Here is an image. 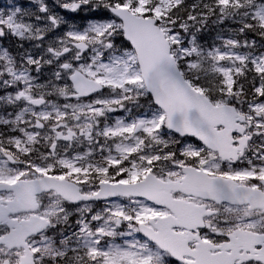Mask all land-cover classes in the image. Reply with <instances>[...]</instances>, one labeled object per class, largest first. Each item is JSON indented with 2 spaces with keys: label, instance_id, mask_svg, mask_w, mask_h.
I'll return each instance as SVG.
<instances>
[{
  "label": "snow or ice",
  "instance_id": "6c2138e0",
  "mask_svg": "<svg viewBox=\"0 0 264 264\" xmlns=\"http://www.w3.org/2000/svg\"><path fill=\"white\" fill-rule=\"evenodd\" d=\"M0 264H264V0L0 6Z\"/></svg>",
  "mask_w": 264,
  "mask_h": 264
},
{
  "label": "rangeland",
  "instance_id": "374dc122",
  "mask_svg": "<svg viewBox=\"0 0 264 264\" xmlns=\"http://www.w3.org/2000/svg\"><path fill=\"white\" fill-rule=\"evenodd\" d=\"M9 2H10V0H5V1H4L5 4H8ZM2 3H3V1L0 0V6H3Z\"/></svg>",
  "mask_w": 264,
  "mask_h": 264
}]
</instances>
